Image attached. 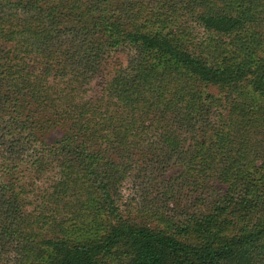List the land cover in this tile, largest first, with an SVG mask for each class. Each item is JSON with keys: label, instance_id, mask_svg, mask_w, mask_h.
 Masks as SVG:
<instances>
[{"label": "rangeland", "instance_id": "374dc122", "mask_svg": "<svg viewBox=\"0 0 264 264\" xmlns=\"http://www.w3.org/2000/svg\"><path fill=\"white\" fill-rule=\"evenodd\" d=\"M129 6L135 16L126 15L120 28L172 30L176 43L209 64L234 67L247 51L264 60V0H0V68L26 67L38 97L18 107L13 96L0 110V263L51 260L46 239L94 241L111 223L146 225L195 243L202 238L198 222L212 215L216 237L230 238L234 210L264 206L260 75L231 89L183 75L160 52L111 47L106 21ZM50 12L65 19L54 30H74V48L54 36L49 48L39 42L53 29ZM206 12L250 16L257 40L238 51L231 37L201 24ZM78 48L75 61L70 53ZM239 102L246 111L236 109ZM95 174L117 203L114 214ZM227 189L230 197L242 192L254 200L234 207L224 200Z\"/></svg>", "mask_w": 264, "mask_h": 264}, {"label": "trees", "instance_id": "16d2710c", "mask_svg": "<svg viewBox=\"0 0 264 264\" xmlns=\"http://www.w3.org/2000/svg\"><path fill=\"white\" fill-rule=\"evenodd\" d=\"M118 10L119 13L115 15L114 19L109 18L106 21L111 27L108 37L111 47L119 43L135 45L140 55L144 56L147 53L160 52L165 63L176 64L183 71V75H189L212 85L238 89L240 82L254 73H258L264 83V60L258 61L253 57L246 56L252 54L251 52L244 53L242 59L234 67L224 64H209L176 43L174 40L177 35H173L172 30L164 29L162 31L160 29L161 32L142 33L120 28L123 26L121 21L127 18L126 15L134 18L135 11L131 12L130 6ZM50 13L53 29L45 31V34L48 35H44L39 42L43 47L49 48L54 36L60 38L64 46L67 44L68 48H74L75 41L70 39L75 34L74 30L72 28H69L68 31L64 30V32L54 30V24L65 19ZM199 18L206 29L225 37H231L232 44L237 46L238 51H241L247 42L251 43L257 40L259 35L258 31L252 30L248 25V21L253 20L248 15L206 12L201 13ZM171 36H174L173 39ZM78 52L81 53L79 48L76 49V54L75 52L70 53L71 58L75 61L77 57L79 58ZM27 72L26 67L18 68L17 71L10 66L5 70L0 68V110L13 100V96L16 97L13 100V105L19 104L18 107L30 98L34 97L38 100ZM240 94L247 96L244 92ZM236 109L247 110L246 105L240 102L236 104ZM178 113H180L178 116L180 120L186 118V113L182 116L183 111L179 110ZM17 124L18 122L10 124L12 131ZM196 155L204 158V149L199 148ZM238 171L239 167L233 173L237 174ZM97 176L100 177V171H97ZM97 176L95 184H98L102 190L103 205L109 214H114L117 210V203L110 196L109 191L102 188L106 183L105 180ZM229 186L238 187L239 184L231 182ZM228 194L234 196L235 193H228L227 189V197L224 199L229 203H235L234 207L238 206V203L244 205L254 200L249 199L242 192L239 193L238 198L230 197ZM244 208L245 212L243 211L239 215H236L235 210L233 211L235 216V220L232 222L234 233L230 238L216 237L212 230L214 225L212 215L203 216V220L198 222L202 238L201 241L195 243L186 242L174 233L153 229L146 225L126 222L111 223L106 235L94 241L72 242L60 236L48 238L44 243L52 251L53 258L47 261L35 259L23 264H103V259L110 262L118 259L117 264H262V262L264 263V206L262 209H258L250 204L245 205ZM255 212L260 213L253 221L250 216L255 215ZM186 230L188 228L185 227L183 231ZM11 233H13L12 229ZM121 256L127 257L119 259Z\"/></svg>", "mask_w": 264, "mask_h": 264}]
</instances>
